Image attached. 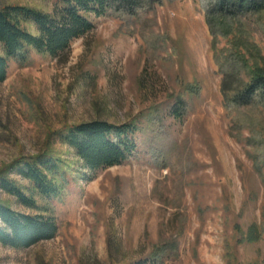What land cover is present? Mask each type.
<instances>
[{
    "label": "rangeland",
    "instance_id": "374dc122",
    "mask_svg": "<svg viewBox=\"0 0 264 264\" xmlns=\"http://www.w3.org/2000/svg\"><path fill=\"white\" fill-rule=\"evenodd\" d=\"M0 4L54 16L60 7ZM91 18L95 27L67 54L33 49L26 64L11 60L0 82V173L27 186L8 166L46 151L61 157L66 176L54 199L32 190L38 210L0 186V201L59 224L55 237L29 247L0 242V264H134L170 241L163 264H264V239L239 240L262 220L264 104L237 108L223 87L229 70L245 82L249 69L264 68V10L236 18L228 35L211 32L201 0ZM179 99L184 107L173 114ZM96 118L136 121L138 153L96 172L84 168L59 131Z\"/></svg>",
    "mask_w": 264,
    "mask_h": 264
},
{
    "label": "trees",
    "instance_id": "16d2710c",
    "mask_svg": "<svg viewBox=\"0 0 264 264\" xmlns=\"http://www.w3.org/2000/svg\"><path fill=\"white\" fill-rule=\"evenodd\" d=\"M201 1L205 7L208 26L215 35L232 33L235 20L239 16L264 10V0ZM59 2L57 16L25 4H0L2 46L0 82L8 77L10 61L26 64L33 49L57 57L67 54L76 38L95 27L91 15H115L122 18L135 16L142 10L154 9L165 0H59ZM27 22L33 23L35 32L26 25ZM249 72L251 77L245 82L235 74V70H229L223 80L227 97L237 108L260 102L264 104V68L257 66L253 70L249 69ZM179 101L180 108L176 109L175 106L172 109L173 114L182 112L184 100ZM139 127L134 120L117 123L96 118L73 123L60 130L59 135L75 150L84 168L96 172L122 164L138 153ZM251 141L255 145L259 143L257 140ZM8 169L26 179L29 185L22 186L3 171V174L0 173L1 188L14 195L23 206L33 210L40 209V205L32 190L51 200L61 193L62 184L66 182L63 160L52 152L43 151L19 156L10 163ZM263 169L264 167H261L259 172L264 180ZM261 215V222H252L245 231L241 229L243 235L240 241L250 244L264 239V207ZM58 231L59 224L54 216L42 212L21 211L0 201L1 243L14 248H25L41 240L55 237ZM172 244L170 241L158 245L147 260H140L134 264H163Z\"/></svg>",
    "mask_w": 264,
    "mask_h": 264
}]
</instances>
